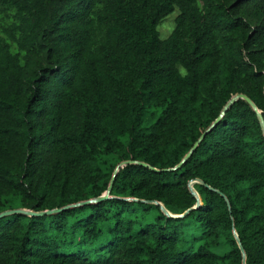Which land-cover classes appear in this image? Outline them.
Here are the masks:
<instances>
[{"label": "trees", "instance_id": "16d2710c", "mask_svg": "<svg viewBox=\"0 0 264 264\" xmlns=\"http://www.w3.org/2000/svg\"><path fill=\"white\" fill-rule=\"evenodd\" d=\"M239 94L264 117V0H0V214L134 161L1 218L0 264H244L235 230L264 264L257 110L172 169Z\"/></svg>", "mask_w": 264, "mask_h": 264}, {"label": "water", "instance_id": "95a60500", "mask_svg": "<svg viewBox=\"0 0 264 264\" xmlns=\"http://www.w3.org/2000/svg\"><path fill=\"white\" fill-rule=\"evenodd\" d=\"M239 99H245L247 102H249L258 112L259 114V118H260V121H261V124H262V127H263V131H264V117L262 115V112L260 110L257 109L255 103L251 100V98H249L248 96L244 95V94H239V95H236L235 97H233L229 103L227 104V106L224 108L222 114L220 115V117L212 124V126L207 130L205 131L202 136L200 137V139L194 144L193 148L191 149V151L185 156V158L182 160V162H180L175 168H172V169H179L180 167L183 166V164L189 160L192 155L194 154V152L198 149V147L200 146V144L202 143V141L206 138V136L219 124V122L221 121V119L223 118V116L226 114V112L232 107V105ZM130 163H134V161H126L124 163H122L121 165H119L117 167V169L115 170V173H114V176L112 178V181H111V184L109 186V189L107 190V192L99 197V198H96V199H91V200H88V201H83V202H79V203H76V204H72V205H69L67 207H65L64 209H55V210H47V211H42V212H35V211H31V210H26V209H18V210H10V211H5L3 213L0 214V219L1 218H4L6 216H9V215H13V214H27V215H30V216H43V215H46V214H52V213H55V212H59V211H62V210H65V209H69V208H72V207H77V206H82V205H86V204H91V203H97V202H101L103 200H106V199H109L111 196H110V193L112 191V188H113V185H114V181H115V178L119 172V170L127 165V164H130ZM144 165V163H142ZM167 170H171V169H165L163 171H167ZM195 183H203L201 180H193L191 181L190 183V191L197 197L198 199V202H197V205L190 209V210H187L185 213L181 214V215H174L172 214L165 206L162 205V203L158 202V201H155V203L159 204V205H162V209L164 211V213L166 215H168L169 217H172V218H183L185 217L186 215H188L190 213L191 210H195V209H199L202 205H203V202H202V199L200 197V195L198 194V192L196 191V189L194 188V184ZM221 193V192H220ZM221 195L225 196L223 193H221ZM137 200V199H135ZM226 200L228 201V204H229V207L231 209V204L229 202V200L226 198ZM145 201V200H143ZM147 202H151V201H147ZM235 233V236L237 238V241L238 243L240 244V247H241V250L243 252V255H244V264H246V253H245V249L241 243V240L239 239V235L238 233L236 232V230L234 231Z\"/></svg>", "mask_w": 264, "mask_h": 264}, {"label": "rangeland", "instance_id": "374dc122", "mask_svg": "<svg viewBox=\"0 0 264 264\" xmlns=\"http://www.w3.org/2000/svg\"><path fill=\"white\" fill-rule=\"evenodd\" d=\"M178 15V11H175L174 13L170 14L163 23L159 26V30L161 32V36L163 38H167L171 35L172 31L175 28L176 25V17Z\"/></svg>", "mask_w": 264, "mask_h": 264}]
</instances>
